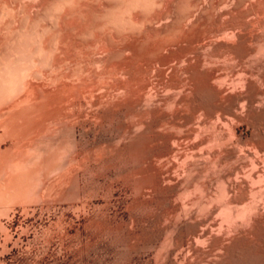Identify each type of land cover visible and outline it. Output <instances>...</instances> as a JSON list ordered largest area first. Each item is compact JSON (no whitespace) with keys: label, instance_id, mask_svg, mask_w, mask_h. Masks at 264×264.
I'll return each mask as SVG.
<instances>
[{"label":"bare ground","instance_id":"obj_1","mask_svg":"<svg viewBox=\"0 0 264 264\" xmlns=\"http://www.w3.org/2000/svg\"><path fill=\"white\" fill-rule=\"evenodd\" d=\"M244 1L0 0V144L9 142L5 149L0 145V197L8 194L9 200L18 202L27 199L39 186L46 187L43 179L52 172L76 177V167L64 171V164L78 160L80 151L73 150L77 131L83 138L90 133L105 138L107 131L115 129L110 144L100 142L98 153L87 152L84 157L94 156L96 163L109 156L123 159L122 152L129 156L125 160L129 168L122 171L130 169L126 173L131 171L129 177L135 181L128 182V174L122 173L123 181L136 190L133 201L153 209L145 217L135 213L141 209H136L138 204L135 212L129 211L125 239L135 242L145 235L152 240L163 236L159 244L130 243L136 247L134 255L140 249H153L152 257H144L145 264H264V2H260L263 20L259 22L260 14L250 16L255 5L251 3L249 11ZM223 15L230 19L220 21ZM245 16L258 18V24L254 20L259 29H254H261L260 33L253 32L256 24H249L250 28ZM107 78H115L109 87ZM41 80L59 83L57 87L67 93L57 88L58 92L46 94L49 86L44 88ZM77 80L91 94L83 90L90 96L80 99L79 90V106L74 105L84 112L75 114L73 107L66 111L59 107L64 101L57 104L73 92ZM70 81H77L74 89ZM104 87L105 95L95 94ZM53 93L64 95L63 99ZM68 98L66 108L70 100L71 105L75 101ZM243 124L252 129L247 138L237 133ZM164 126L174 132L163 134ZM66 141L74 142H68L75 145L67 150L72 152L64 151L69 146ZM152 143H162L163 154H172L171 160L159 164L166 158L163 155L157 165L160 148H142ZM85 158L78 161L87 164ZM116 175L114 180L110 175L113 181L108 191L100 196L93 192L107 209L119 191V178L124 177ZM67 178L69 190L63 193L69 195L67 199L72 196L68 201L76 197L79 201L77 180ZM89 190L88 195L92 194ZM155 197L159 202L153 205ZM131 204L127 208L133 209ZM102 216L107 222L117 218L116 212L105 211ZM112 228L111 235L118 239L123 227ZM126 253L122 251L123 258L128 257ZM130 258L123 261L130 262Z\"/></svg>","mask_w":264,"mask_h":264},{"label":"rangeland","instance_id":"obj_2","mask_svg":"<svg viewBox=\"0 0 264 264\" xmlns=\"http://www.w3.org/2000/svg\"><path fill=\"white\" fill-rule=\"evenodd\" d=\"M249 1V0H248ZM255 1H256V3H255ZM264 2V0H254V1H252V0H250L249 1V3H247V0L246 1H244L243 3L245 4V5H243L244 6V8H247V10H249V11H251L253 8H251V7H253L254 5H255V7H254V9L255 10H252L251 12H252V15L250 14V12H248V11H246V9H244L243 8V6L241 5V10H245L246 12H248V14L247 15H249L250 14V16L252 17V16H254V17H256L257 15V13H258V15H259V22L260 21H262L263 20V17H264V14L262 15L261 13H262V7H263V5H261L262 3H260V2ZM254 2V3H253ZM253 4V6H251L252 4ZM250 4V5H249ZM258 4V5H257ZM264 4V3H263ZM249 5V6H248ZM262 7H261V6ZM246 6V7H245ZM251 6V7H250ZM258 6H260V11H258V10H256L257 9V7ZM250 8V9H249ZM253 11L255 12L256 11V13H253ZM258 11V12H257ZM263 11H264V8H263ZM261 12V13H260ZM264 13V12H263ZM244 14H246L245 12H244ZM263 17H262V16ZM228 17H225L224 15L223 16H221V19H220V21H222V17H223V20L225 21L227 18H228V20L230 19L229 18V15H227ZM225 17V18H224ZM245 17H247V18H245ZM243 19H246V21L245 20H243L244 22H246L247 23V25L251 28V25H249V24H251V23H255L256 24V22H257V24H258V18L256 19V18H254L253 17V19L251 18L250 19V17H248V16H245ZM261 17V18H260ZM249 19L250 20H252V22H248L249 21ZM254 19H256V22H255V20ZM219 21V22H220ZM224 21H222V22H224ZM252 24V25H253ZM254 24V25H255ZM255 25L254 27H252V29L254 30L253 32H257L258 30H255V29H257L258 28V25ZM255 27H257V28H255ZM255 28V29H254ZM259 29V28H258ZM261 32V29L258 31V33H260ZM163 54H165V53H163ZM92 67V66H91ZM94 68V67H93ZM113 79H114V81H115V78H112V79H106L107 81H108V83H107V81L104 79V81H106L105 82V85L107 84V86L109 85V83H112L113 82ZM112 80V81H111ZM45 81V80H44ZM72 81V80H71ZM70 81V83H69V85L70 86H72L71 88H73V87H75L74 86V84H77V81H73V82H71ZM80 81V80H79ZM79 81H78V91L77 90H75L76 89V87H75V89L73 90V92L71 93V92H69V90H68V92L69 93H71V94H73L74 93V95H75V97H76V100L74 99V97H72L73 95H71V94H69V95H66V96H64L65 97V99H66V97H69L70 99H72L73 98V101L74 102H72V105L70 104L71 103V100L68 98V100H70V103H69V101H68V103L71 105V107H70V105L68 104V106H69V109H68V106H67V108L65 107L66 106V100L65 99H63L62 97H61V90H65V89H59L58 87H57V84L59 85V83H50L51 81H46L45 83L43 82V80H41L40 82H41V85H43V86H45L44 88H47L48 86H49V88H47L46 90H50L49 92H46V94H48L49 93V95H51L52 93H51V91H53V92H56L57 91V88H58V90H60L59 92V94H60V96H59V94H58V96H59V98L61 99H63V100H61V102H59L58 104H57V106L58 105H61V104H63L62 106H59V107H62L63 108V110L64 111H66V110H71V108L73 107V109H72V111L75 113V114H77V112L78 113H81V111H83L84 112V110H82V109H80L79 107H76L75 105L77 104V106H79L78 105V97H80L79 96V94H78V92H80L79 90H81L82 92H80V95H81V98L80 99H88V97L90 96H88V97H86L85 95H86V92H83V90L84 91H88L89 90V88L88 87H86V88H88V90L87 89H84L83 87H85V84L83 85L82 84V86H80L79 85ZM52 82H54V81H52ZM57 82V81H56ZM76 82V83H75ZM43 83V84H42ZM49 83V84H48ZM47 84V85H46ZM51 85V86H50ZM43 86H41V88L43 87ZM80 86V87H79ZM106 86V87H107ZM52 87H54V88H52ZM56 87V88H55ZM109 87V86H108ZM44 88L41 90V91H43L44 90ZM51 88V89H50ZM80 88V89H79ZM81 88H83V89H81ZM55 89V90H54ZM69 89H70V87H69ZM102 89H103V91H102ZM101 89V91H98V92H96L95 94H104V92L106 93V88L104 87V88H102ZM46 90H44V91H46ZM72 90V89H71ZM91 90V89H90ZM90 90L88 91L89 93H90ZM111 91V89L109 88V89H107V92H109L110 93V91ZM77 91V92H76ZM58 92V91H57ZM100 92V93H99ZM102 92V93H101ZM45 93V92H44ZM51 93V94H50ZM63 93H67L66 92V90H65V92H63ZM76 93V94H75ZM83 93H85V94H83ZM88 93V94H89ZM54 94V93H53ZM83 94V95H82ZM87 94V95H88ZM91 94V93H90ZM108 94V93H107ZM106 94V96H108ZM105 95V94H104ZM54 96H56L57 98H58V96H57V93L56 94H54ZM85 97V98H83V97ZM123 96H121V98H122ZM62 101H64L63 103H62ZM77 101V102H76ZM61 103V104H60ZM75 104V105H74ZM74 106H75V108H74ZM66 108V109H65ZM76 109V110H75ZM81 110V111H80ZM76 111V112H75ZM166 111V110H165ZM168 111V110H167ZM69 113H70V111H68ZM68 112H66L67 114H69ZM82 112V113H83ZM73 113V114H74ZM71 114V117H73L74 115L72 114V112L70 113ZM73 115V116H72ZM76 116V115H75ZM89 116H90V114H89ZM74 118V117H73ZM113 124L114 125H116L117 124V121H114L113 122ZM165 128H164V132L162 131L163 130V127H162V129H160L161 130V132H163V134H167V133H170V132H174V130H170L169 131V127H167L166 128V126H164ZM249 128V129H248ZM247 128V126L245 125V124H243V125H241V126H239V128H238V134L239 135H243V137L244 138H247L248 136H250V134H251V131H252V129L250 128V127H248ZM113 130V131H112ZM115 129H111L110 131H107L106 132V135H105V138L104 137H99L98 135L97 136H95L94 137V135L93 134H89V136H86V138L84 137H81L80 136V132H79V130L77 131V133H76V135H77V139H78V141L76 142L77 144H79V145H77L76 143H75V145H76V147H75V149H73V150H76V151H80L81 152V154H80V152H79V157H78V160L79 161H82L83 162V158H85L84 156L86 155H84V153H87V152H90V153H88L87 155H89V154H92V152L94 153L95 151H96V148L98 147L97 145H99V143L101 142L102 144V146L104 145L105 146V144L106 143H109L110 144V137L113 135L114 136V134H115V132H116V130L114 131ZM167 130V131H166ZM113 133H112V132ZM167 133H166V132ZM178 132V131H177ZM109 133V134H108ZM112 133V134H111ZM108 135V136H107ZM246 135V136H245ZM91 137V138H90ZM97 137V138H96ZM99 137V138H98ZM109 138V140H108V138ZM94 138V139H93ZM65 140L66 139H68V138H64ZM86 139V140H85ZM89 139V140H88ZM93 139V140H92ZM105 139V140H104ZM82 140V141H81ZM86 141L88 142V144H90V145H88V144H86ZM109 141V142H108ZM180 141V140H179ZM5 142L6 143H4V141L3 142H1V147H2V149H5L7 146H9V142H8V140H5ZM67 142V143H66ZM65 143L66 144H68V142L71 144H74V142H70V141H66ZM92 142V143H91ZM94 142H97V143H95L94 144ZM182 142V141H181ZM4 143V144H3ZM83 143V144H82ZM105 143V144H104ZM65 144V145H66ZM70 144H68L69 146H68V148H65V147H67V146H65L64 145V148H65V152L68 150V149H71L72 150V148H74V146L75 145H73V147L70 145ZM86 144V145H85ZM159 145H157V144H153L152 143V146L154 147H152V146H150V144H148L147 146H146V148L145 147H142L143 149H145V150H150V151H157V149L158 148H160L158 151L159 152H161V154H160V156H158V160L156 159L155 161H156V164L157 165H159V164H161V162H162V164L161 165H164V164H166L165 162L166 161H170L171 160V158L173 157V155L172 154H165V152H164V154H163V152H162V150L164 151V145L162 144V143H158ZM161 144H162V146H161ZM86 146V147H85ZM100 146V145H99ZM159 146V147H158ZM161 146V147H160ZM0 147V148H1ZM69 147H71V148H69ZM90 147L91 148H93V149H95V150H93V149H90ZM95 147V148H94ZM76 148H78V149H76ZM87 150H86V149ZM90 150H89V149ZM101 148V146L100 147H98L97 149H100ZM151 148H153V149H155V148H157V149H155V150H151ZM85 149V150H84ZM71 150H69V152H72ZM89 150V151H88ZM92 150V151H91ZM68 152V151H67ZM68 152V153H69ZM95 153H98L97 151L95 152ZM94 153V154H95ZM122 155H124L123 157V159L120 157V156H118L119 157V159L117 158V157H115L116 159H114V157L113 156H109V157H106V158H104V160H102V161H96V163H95V161H94V159H88V158H90V157H88V158H85V160H86V163L87 164H90L89 166L87 165V164H85V162L84 163H80L78 160H75L76 162L74 163V161L72 162V161H68L67 159H65V160H67V162L68 163H70V162H72V163H70V164H68V163H66L67 165H65L64 164V166H67V167H64L65 168V170L64 171H67V170H70V169H72L73 168V170L75 169V167H76V172H77V176H78V178H77V176L75 177L76 179H74V177L72 178V176H71V179H69L70 177V175H67L68 176V178H67V176H63V177H61V176H59V174L58 173H55V172H52V173H50V174H48V176L47 177H45L43 180H47V181H44V182H46L45 184H47L46 185V187H44L45 185H43V187L42 186H39L38 187V190L36 189V191L34 192V194L33 195H30L29 197H27V199H24V200H22V201H20V202H18V201H16V200H9L8 198H10V196L8 195V194H5V195H3V197H0V264H107L109 261H111L109 264H131L130 262H132V264H145V259H147V258H150V257H152V255H153V253H154V250L152 249V250H139L140 252V254H138V252H137V254L136 255H134V253H136L135 251H134V248H136V247H134V246H138V245H142V244H146V245H148V244H150V242L151 241H153L152 243L153 244H159L160 242H161V240H162V238H163V236L159 239H157V238H155L154 240H152L151 238H150V236H148V237H146V235L145 236H141V237H139V238H137V240L134 242V239L131 241L130 239V242H129V240H128V237L126 236V239H125V235H126V232H124L125 230H124V228L126 227V223L128 224V220L130 219V214H129V211L130 210H134L135 209V206L138 204L137 202H135V201H133L134 200V195H135V191L136 190H134L133 188H132V186H131V184L132 183H134V181L135 180H133L132 179V177L130 178L129 176L131 175V171L129 172V173H126L127 171H129L130 169H128V170H126V171H122L124 168H129L127 165H128V161H127V164L125 163L126 161L125 160H129L128 159V157L129 156H127L126 154V152L124 153V152H122L121 153ZM163 155H164V158H165V160L164 159H161V158H163ZM171 155V156H170ZM83 156V157H82ZM167 156H170L169 158L167 157ZM127 159H126V158ZM161 159V161H160V159ZM81 159V160H80ZM83 159V160H82ZM112 159V160H111ZM117 159H118V161H117ZM120 159H122V161L120 160ZM170 159V160H169ZM93 160V161H92ZM106 160H108L107 162H106ZM114 160V161H113ZM79 162V164H78V162ZM90 161V162H89ZM106 163H105V162ZM110 161V162H109ZM113 161V162H112ZM117 161V162H116ZM160 161V162H159ZM163 161H164V163H163ZM115 162V163H114ZM125 163L126 164V166L124 165H122L123 163ZM158 162H159V164H158ZM95 163V164H94ZM97 163H98V165H97ZM104 163V164H103ZM111 163H114V166L113 165H111ZM117 163V164H116ZM119 163H121V165H122V167H120V164ZM78 164V165H77ZM81 164V165H80ZM82 164H83V168H85L86 166V170L84 169V170H82L83 168H82ZM85 164V165H84ZM103 164V165H102ZM106 164H110L109 165V167H108V165L106 166ZM117 166H116V165ZM70 165V166H69ZM74 167H73V166ZM94 165V166H93ZM100 165V166H99ZM80 166V167H79ZM68 167H70V168H68ZM72 167V168H71ZM77 167H78V170H77ZM91 167H92V169H91ZM100 167V168H99ZM102 167L104 168V171L105 172H103L102 171ZM113 167V168H112ZM81 168V169H80ZM87 168H88V170H87ZM106 168H109L108 169V171L106 172ZM114 168H116L117 170H115ZM122 168V169H121ZM67 169V170H66ZM120 171H119V170ZM80 170V171H79ZM91 170V171H90ZM95 171L96 172V175H95V172L93 173L92 171ZM84 171V172H83ZM86 171H88V172H86ZM99 171H100V173H102V174H100L99 173ZM111 171V172H110ZM115 171V172H114ZM119 171V172H118ZM75 172V171H74ZM75 172V173H76ZM91 173V175L93 176V178H92V180L93 181H91V177L92 176H90V173ZM121 172V173H120ZM97 173L99 174V175H101V176H98L97 175ZM116 173L118 174L119 173V176L121 175V176H124V177H121V178H119V182H118V185L120 186L119 188H118V190L119 191H117L116 192V194H115V199H114V203L112 202V205H110L109 207H108V209L107 208H104V206L102 207V204L104 203L103 202V200H101L100 199V197L98 198V196H100L101 194H102V192L104 191V192H106V191H108V188H109V186H110V184H111V180L113 179L114 180V177H116L117 178V176L118 175H116ZM122 173H125V175L127 176V174H128V176H127V180H129L128 182H130V181H132V183H128L126 180H125V182L123 181L124 179H126V177H125V175L123 174L122 175ZM83 176H82V175ZM105 174V175H104ZM95 175V176H94ZM110 175H111V177H112V179H111V177H110ZM96 176H97V178H96ZM102 176H104L103 178H102ZM68 179V181H70V182H75L74 180H77V182L79 183V184H77V182H75L76 184L75 185H78V187L77 188H79V192L78 193H76V194H79V196L78 195H76V194H74V195H76V196H78L79 198H80V200H82V202L83 203H86V200H87V202L88 203H86V204H84L83 206V208H85V209H83L82 208V202L79 200H77V197H76V199H75V201H77L76 203H75V201L74 200H71V201H73V202H70V201H68V199L69 198H71V197H69L68 199L66 198L67 197V193H63V192H67V190H69L68 188H67V186H68V182H67V180H66V178ZM82 177H83V179H82ZM100 177V178H99ZM59 178H63V180L61 181ZM64 178H65V181H64ZM99 178V179H98ZM57 179V181H55ZM94 179H96V180H94ZM106 179V180H105ZM121 179V180H120ZM132 179V180H131ZM71 180H73V181H71ZM90 180V182H93V183H86L87 181H89ZM112 180V181H113ZM65 183H64V182ZM105 181V182H104ZM107 181V182H106ZM54 184H53V183ZM101 183V185L102 186H100V184L98 185V186H96V183ZM103 182V183H102ZM127 182V183H126ZM58 183H61V184H58ZM64 183V184H63ZM66 183H67V186H66ZM81 183V184H80ZM84 183H86L85 185H84ZM110 183V184H109ZM89 184H91V185H89ZM93 184H95L94 186H93ZM124 184H126L125 186H124ZM52 186L53 188H51L52 190H53V192H52V190L49 188L50 186ZM58 185H59V187H58ZM63 185V186H62ZM70 185H73V184H71L70 183ZM69 185V186H70ZM75 185H73V186H75ZM85 186V188L83 187V186ZM87 185H89V186H87ZM106 185V186H105ZM48 186V187H47ZM58 188H57V187ZM66 186V187H65ZM80 186V187H79ZM104 186V187H103ZM55 187V188H54ZM63 189H62V188ZM72 187V186H71ZM86 187H88L87 189H86ZM93 187V188H92ZM101 187V188H100ZM127 187V188H126ZM130 187V188H129ZM42 188V189H41ZM47 188H49V190L47 189ZM66 188H67V190H66ZM70 188V187H69ZM74 189H76L75 187H73ZM82 188L83 189H86V190H83L82 191ZM89 188H90V190H89ZM92 188V189H91ZM96 188H97V190H96ZM103 188H105V189H103ZM61 189V190H60ZM72 189V188H71ZM73 189V190H74ZM95 189V190H94ZM102 189V190H101ZM65 190V191H64ZM88 190L90 191V193H92V194H87L88 193ZM92 190V191H91ZM99 190V191H98ZM127 190V191H126ZM55 191V192H54ZM75 191V190H74ZM80 191H81V193H80ZM85 191V192H84ZM99 192L98 193V196L97 195H95V197H94V193L93 192ZM124 191V192H123ZM131 191H133L132 193H130ZM163 191V190H162ZM51 192V193H50ZM57 192V193H56ZM83 192H84V194L86 195H83ZM96 192H95V194H96ZM126 192V193H125ZM31 194H32V192H30ZM37 193V194H36ZM61 193V194H60ZM64 195H63V194ZM68 193L69 194H73V193H71V191H68ZM75 193V192H74ZM127 193H128V195L130 196V195H132V196H128L127 195ZM50 194V195H49ZM66 194V195H65ZM80 194H81V196H80ZM121 194V195H120ZM7 195V196H6ZM73 195V196H74ZM84 197H83V196ZM92 195V196H91ZM60 196V197H59ZM63 196H64V198H63ZM69 196V195H68ZM88 196V197H87ZM93 197L92 199H91V197ZM159 196H160V194H159ZM158 196V197H159ZM75 197V196H74ZM73 197V198H74ZM85 197H87V198H89V199H85ZM97 197V198H96ZM117 197V198H116ZM118 197H120V198H118ZM129 197V198H128ZM132 197V198H131ZM72 198V199H73ZM78 198V199H79ZM96 198V199H95ZM128 198V199H127ZM61 199H63V200H61ZM91 199V200H90ZM100 199V200H99ZM159 199L161 200V197H159ZM159 199H157V197H155L154 198V202H153V205L155 204L156 205V202L158 203L159 202ZM70 200V199H69ZM122 200V201H121ZM158 200V201H157ZM61 201V202H60ZM121 201V202H120ZM133 201V202H132ZM156 201V202H155ZM118 202V203H117ZM133 203V206L134 207H132L133 209H131L130 207L132 206V204L131 203ZM52 203V204H51ZM72 203H74V206H73V204ZM79 203V204H78ZM90 203V205L92 204V206H90V205H88ZM95 205H94V204ZM117 203V204H116ZM131 205V206H129L128 208H127V206L126 205ZM142 203H139L137 206L138 207H136V209L137 208H141L142 210H144V212L146 213V214H144V212H142L141 211V209H135L136 210V212H135V210H134V212L135 213H137L138 211V216L139 217H145V215H147V214H151L152 212H151V210L153 209V207H149L150 205H148L147 203H143V204H145V206L142 204ZM147 204V205H146ZM80 206V207H78V206ZM104 205V204H103ZM95 206V207H94ZM112 206V207H111ZM117 206V207H116ZM145 207V208H142V207ZM146 206H148V208L146 207ZM77 207L79 208V209H77ZM90 207H92V208H90ZM100 207V209H98ZM115 207V208H114ZM120 207V208H119ZM77 210H76V209ZM88 208V209H87ZM128 210H127V209ZM81 209V210H80ZM91 209V210H90ZM113 209V210H112ZM120 209V210H119ZM146 209V210H145ZM94 210L96 211V212H94ZM100 210V211H99ZM104 210V211H103ZM127 210V211H126ZM149 210H150V213H149ZM82 211H84V212H86V214H87V212H88V214L89 213H91V214H89V215H93V216H90L89 217V215L87 214H85L84 212H82ZM100 213H99V212ZM105 211H108L109 212V214H114L115 212H116V215H117V218H116V220L114 221H104V219L102 218L103 216V214H104V212ZM113 211V212H112ZM121 213H120V212ZM142 212V214L144 215H142L141 214V212ZM112 212V213H111ZM126 212V213H125ZM148 212V213H147ZM154 212V211H153ZM98 213V215H96ZM85 214V215H84ZM60 216V217H59ZM86 216V217H85ZM99 216V217H98ZM120 216H123V217H120ZM97 217V218H96ZM96 218V219H95ZM100 218V219H99ZM91 219V221H89ZM125 221H123V220ZM93 220V221H92ZM96 220H99V221H96ZM100 220H102V221H100ZM93 222V223H92ZM99 222H101V223H99ZM123 222H124V224H123ZM92 223V224H91ZM106 223H107V225H106ZM100 224H101V226H100ZM104 224H105V226H104ZM112 225V227H114V228H116V226L118 227V229H120V228H122L121 229V231L119 232V234L118 235H116V237L118 236H120L118 239H116L115 238V236L114 235H111L112 233H111V231L113 230V228L112 227H108L109 225ZM117 224V225H116ZM120 224V225H119ZM110 225V226H111ZM121 225H122V227H121ZM93 226V227H92ZM97 226V227H96ZM103 226V227H102ZM120 226V227H119ZM86 227V228H85ZM99 227H102V230L103 231H100L101 230V228H99ZM109 228H110V230H109ZM96 229V230H95ZM99 229V230H98ZM105 230H108V231H105ZM124 230V231H123ZM97 232V233H96ZM99 232H101L102 233V235H101V233H99ZM106 232V233H105ZM110 234H109V233ZM123 233H125V234H123ZM105 234H107V235H105ZM109 234V235H108ZM123 234V235H122ZM99 235V236H98ZM110 235H111V237H112V240L113 239H115V241H112L111 240V237H110ZM101 236H103V237H101ZM106 236V237H105ZM109 238H108V237ZM122 236V237H121ZM124 237V238H123ZM145 237H146V239H145ZM101 238V239H100ZM104 238H106L105 240L107 241V239L109 240V241H107V244L105 243L106 241H104L103 239ZM123 240H122V239ZM90 239V240H89ZM139 239V240H138ZM140 239H142V240H140ZM150 239V240H149ZM117 240H120V241H117ZM122 240V241H121ZM124 240H125V242H124ZM145 240V241H144ZM159 240V241H158ZM111 241V242H110ZM127 241V242H126ZM143 243H142V242ZM149 241V242H148ZM157 241V242H156ZM104 242V243H103ZM112 242H113V244H112ZM121 242H123L122 244H123V246H122V244H120ZM132 242H134V243H132ZM139 244H138V243ZM141 242V243H140ZM155 242V243H154ZM89 243V244H88ZM110 243V244H109ZM116 243H117V246H116ZM126 243V245H124ZM132 245H134L135 243H136V245H134V246H132ZM91 244V245H90ZM112 244V245H111ZM115 244V245H114ZM118 244H119V246H118ZM127 244L129 245L128 246V250H129V252L130 251H132V252H130V253H128V250H127ZM109 247H108V246ZM111 245V246H110ZM114 246V247H113ZM116 246V247H115ZM105 247V248H104ZM113 247V248H112ZM119 247H121V249L124 247V248H126V249H120L121 251H119ZM133 247V248H132ZM77 248V249H76ZM106 248H108V250L106 249ZM105 249V251H103ZM131 249H133V250H131ZM83 250V251H82ZM108 251V252H107ZM122 251H123V253H124V255H125V253H126V255H128V257L130 258V262H126V261H123V260H129V258L127 257V256H125L124 258H123V254H122ZM105 252H107V254L105 253ZM116 252V253H115ZM118 252V253H117ZM147 252V253H146ZM150 252V253H149ZM112 253L114 254V255H112ZM119 253H121L119 256H118V254ZM117 254V255H116ZM144 254H146V255H144ZM115 256V257H114ZM122 256V257H121ZM135 256V257H134ZM148 256H150V257H148ZM121 257V258H120ZM144 257H145V259H144ZM116 258H118V259H116ZM128 258V259H127ZM140 259V260H139ZM142 259V260H141ZM115 260V261H114ZM118 260V262L116 263V261ZM120 261V262H119ZM107 262V263H106ZM113 262V263H112ZM126 262V263H125ZM143 262V263H142Z\"/></svg>","mask_w":264,"mask_h":264}]
</instances>
